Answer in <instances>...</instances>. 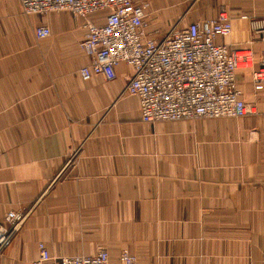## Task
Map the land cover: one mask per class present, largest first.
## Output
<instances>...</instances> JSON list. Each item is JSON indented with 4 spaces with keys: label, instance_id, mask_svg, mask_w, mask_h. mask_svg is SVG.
<instances>
[{
    "label": "crops",
    "instance_id": "0c3cea01",
    "mask_svg": "<svg viewBox=\"0 0 264 264\" xmlns=\"http://www.w3.org/2000/svg\"><path fill=\"white\" fill-rule=\"evenodd\" d=\"M134 2L149 5L155 39L227 10L233 33L217 44L260 66L251 21L264 19V0ZM84 23L0 0V222L29 212L0 264H33L39 243L56 257L106 249L111 264L125 249L138 264H264V90L251 71L237 84L256 114L145 123L139 98L123 94L132 67L81 79ZM43 26L51 36L39 40Z\"/></svg>",
    "mask_w": 264,
    "mask_h": 264
},
{
    "label": "built area",
    "instance_id": "2783aa9c",
    "mask_svg": "<svg viewBox=\"0 0 264 264\" xmlns=\"http://www.w3.org/2000/svg\"><path fill=\"white\" fill-rule=\"evenodd\" d=\"M11 1V0H7ZM26 16L70 12L84 20L86 30L81 48L89 63L79 70L83 81L102 77L117 78L121 64L133 68L134 74L123 94L140 100L142 120L154 124L197 119H239L256 114V107L241 98L237 73L250 70L256 92L264 90V49L260 66L255 67L250 50H236L217 44L219 37L233 33L227 10L216 18L192 23L186 29L175 27L160 39L146 32L144 21L148 4L134 0H13ZM105 14L98 25L92 17ZM251 29L264 41V19L252 20ZM35 36H51L49 27H38ZM29 212H9L0 222V256L9 248L22 229ZM39 257L33 264H111L106 249L95 256L50 254L39 243ZM120 264H138L129 250L120 253Z\"/></svg>",
    "mask_w": 264,
    "mask_h": 264
}]
</instances>
